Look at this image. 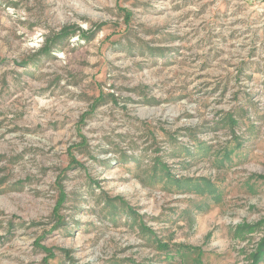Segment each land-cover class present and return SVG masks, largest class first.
Instances as JSON below:
<instances>
[{"label": "rangeland", "instance_id": "374dc122", "mask_svg": "<svg viewBox=\"0 0 264 264\" xmlns=\"http://www.w3.org/2000/svg\"><path fill=\"white\" fill-rule=\"evenodd\" d=\"M263 239L264 0H0V264H252Z\"/></svg>", "mask_w": 264, "mask_h": 264}, {"label": "trees", "instance_id": "16d2710c", "mask_svg": "<svg viewBox=\"0 0 264 264\" xmlns=\"http://www.w3.org/2000/svg\"><path fill=\"white\" fill-rule=\"evenodd\" d=\"M79 30H81V29H79ZM75 33H76L75 28H73L71 26L64 27L54 38H51V37L47 38V40L45 41L44 45L41 48V51L43 53L44 52H51L53 46L56 45V43L60 39L67 37V36H70V35L75 34ZM227 118L233 127L238 125V120L235 119V117L232 114L227 116ZM206 148H207V146H204V150H206ZM73 162H75L74 159H73ZM163 166H165V165H163ZM178 182H179V184L184 185V186L186 183H188V181L182 182L180 180H178ZM191 185L192 186H198L199 188H201V189H199V190H201V192H203V190L210 189V186H211L210 182L207 181L206 179H203V181L202 180L197 181L195 183H192ZM251 259H252V264H259L262 260H264V239L261 241L257 251L255 253H253V255H251Z\"/></svg>", "mask_w": 264, "mask_h": 264}]
</instances>
